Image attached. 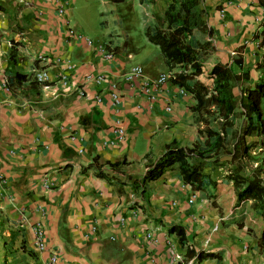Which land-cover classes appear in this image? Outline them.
Masks as SVG:
<instances>
[{"label": "crops", "instance_id": "crops-1", "mask_svg": "<svg viewBox=\"0 0 264 264\" xmlns=\"http://www.w3.org/2000/svg\"><path fill=\"white\" fill-rule=\"evenodd\" d=\"M143 2L153 15L163 14L168 0ZM76 3L0 0V264H48L52 255L58 264H264L256 240L234 216L198 192L190 202L194 191L177 164L143 183L167 149L203 140L195 101L170 82L152 92L153 102L140 79L127 83L135 66L147 80L174 71L160 56L139 60L128 35L120 44L111 34L90 39L83 26L72 27ZM203 7L213 57L230 64L236 53L249 67L251 86L264 79L254 67L264 55L256 39L264 0H206ZM69 29L79 37H69ZM35 70L46 71L49 81L35 82ZM100 74L103 84L86 80ZM62 76L65 88L57 83ZM37 225L44 251L36 245Z\"/></svg>", "mask_w": 264, "mask_h": 264}, {"label": "trees", "instance_id": "trees-1", "mask_svg": "<svg viewBox=\"0 0 264 264\" xmlns=\"http://www.w3.org/2000/svg\"><path fill=\"white\" fill-rule=\"evenodd\" d=\"M205 1L168 0L161 26L145 25L146 40L174 71L170 83L194 99L203 140L167 149L142 181L156 180L177 164L182 181L234 216L264 254V79L251 86L249 67L236 53L230 64L213 57ZM256 39L264 46V22ZM254 67L264 72V55Z\"/></svg>", "mask_w": 264, "mask_h": 264}, {"label": "rangeland", "instance_id": "rangeland-1", "mask_svg": "<svg viewBox=\"0 0 264 264\" xmlns=\"http://www.w3.org/2000/svg\"><path fill=\"white\" fill-rule=\"evenodd\" d=\"M150 15L151 8L140 0H77L70 24L83 26V33L90 39L98 37L106 41L111 34L121 44L128 35L139 60L147 58L145 60L149 61L151 55L160 56V52L146 40L145 25L155 22L161 26L163 23V14Z\"/></svg>", "mask_w": 264, "mask_h": 264}, {"label": "built area", "instance_id": "built-area-1", "mask_svg": "<svg viewBox=\"0 0 264 264\" xmlns=\"http://www.w3.org/2000/svg\"><path fill=\"white\" fill-rule=\"evenodd\" d=\"M66 10H67L66 7L63 5V6L59 7L58 11L60 14H62ZM221 17H223V12H221ZM68 36L69 37H75V36L79 37V35H77L73 29L68 30ZM87 44L89 46L92 45L90 41H87ZM99 49L101 50L102 53H104V50L101 46H99ZM232 55H234V53ZM104 57L106 59L110 60L113 58V54L112 53L105 54ZM46 59L47 58H45L44 56H39L37 58V60L39 62H44ZM71 68H72V66L68 67V69H71ZM33 75H34L35 82H37L38 84H45L46 82L49 81V74L44 70H40V71L35 70L33 72ZM173 77H174L173 73L170 72V73L160 74L156 79L147 80L143 75V69L140 66H135L129 71V73L125 74L124 80L127 83H129L134 79H140L141 80V91H142V93L144 95H146L150 101L153 102L156 100V96L152 92L153 91L161 92L164 89V87L170 82V80L173 79ZM86 80L90 81L96 85H100V84H103V82L105 81V76L102 74L95 75V76L87 75ZM57 83L64 86V88L68 84L65 76H62L61 78L58 77ZM178 89H179L178 91H179L180 95L186 94V92L183 89H181V88H178ZM80 95L82 96L83 93L80 92ZM110 96H111V100H112L113 105H118L120 103V94L118 91V85L115 82L111 83V85H110ZM97 101H100L99 97L97 98ZM166 111L167 112L171 111V107L169 105L166 106ZM116 124L118 125L119 121H117ZM115 132L117 133L119 140L123 138L124 132H123V129L119 127V125L117 126ZM186 186H189V185L186 184ZM45 187L46 188L49 187V184L45 183ZM196 197H197V192L194 191L192 193V199L190 202H192ZM150 237H151V235L147 234V238H150ZM35 239H36L37 248L40 251H44L46 249L45 238H44L43 229L41 228L40 225H37L35 228ZM48 264H58L56 256L52 255L49 259Z\"/></svg>", "mask_w": 264, "mask_h": 264}, {"label": "clouds", "instance_id": "clouds-1", "mask_svg": "<svg viewBox=\"0 0 264 264\" xmlns=\"http://www.w3.org/2000/svg\"><path fill=\"white\" fill-rule=\"evenodd\" d=\"M194 191V190H193ZM196 192V191H195Z\"/></svg>", "mask_w": 264, "mask_h": 264}]
</instances>
